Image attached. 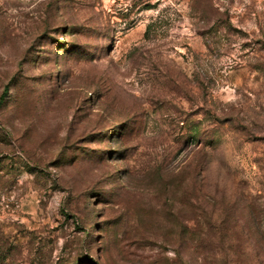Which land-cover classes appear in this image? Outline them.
<instances>
[{"label": "rangeland", "instance_id": "1", "mask_svg": "<svg viewBox=\"0 0 264 264\" xmlns=\"http://www.w3.org/2000/svg\"><path fill=\"white\" fill-rule=\"evenodd\" d=\"M0 264H264V0H0Z\"/></svg>", "mask_w": 264, "mask_h": 264}]
</instances>
